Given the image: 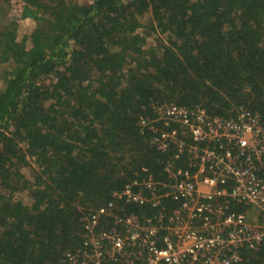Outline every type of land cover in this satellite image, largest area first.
Segmentation results:
<instances>
[{
    "label": "trees",
    "instance_id": "obj_1",
    "mask_svg": "<svg viewBox=\"0 0 264 264\" xmlns=\"http://www.w3.org/2000/svg\"><path fill=\"white\" fill-rule=\"evenodd\" d=\"M21 1L30 33L0 25V264H69L89 208L144 167L165 177L172 149L139 124L155 103L264 113V0ZM243 257L264 264V243Z\"/></svg>",
    "mask_w": 264,
    "mask_h": 264
},
{
    "label": "built area",
    "instance_id": "obj_2",
    "mask_svg": "<svg viewBox=\"0 0 264 264\" xmlns=\"http://www.w3.org/2000/svg\"><path fill=\"white\" fill-rule=\"evenodd\" d=\"M153 113L140 131H151L158 150L172 149L174 161L164 178L144 167L106 204L89 208L69 264H252L244 252L264 243V113L241 106L223 117L175 102L155 103ZM119 199L157 211L140 216L120 209ZM108 218L113 225L102 228Z\"/></svg>",
    "mask_w": 264,
    "mask_h": 264
},
{
    "label": "rangeland",
    "instance_id": "obj_3",
    "mask_svg": "<svg viewBox=\"0 0 264 264\" xmlns=\"http://www.w3.org/2000/svg\"><path fill=\"white\" fill-rule=\"evenodd\" d=\"M78 1L82 2V0H78ZM22 3L23 2L21 0H10L9 4H5L6 6L4 7V9H0V25L1 26L6 25L16 20L18 24L19 39H21L25 35V33L27 34L30 33V30L36 25V23L34 22L32 18H24V19L21 18L20 14H21V10L23 7ZM152 43L158 44L160 42L158 41V39L152 40L150 38L149 44H152ZM1 68L11 70L13 68V65L12 63H7L5 65H2ZM3 71L4 70H2V73L0 72V88L4 86L3 80H2ZM31 163H32V166L36 165L33 158H31ZM16 195H17L16 197L21 196L20 194H16Z\"/></svg>",
    "mask_w": 264,
    "mask_h": 264
}]
</instances>
